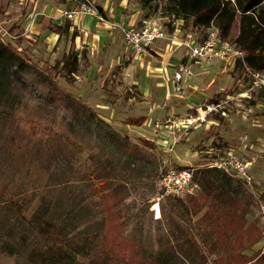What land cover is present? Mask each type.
I'll return each instance as SVG.
<instances>
[{"label": "trees", "instance_id": "trees-1", "mask_svg": "<svg viewBox=\"0 0 264 264\" xmlns=\"http://www.w3.org/2000/svg\"><path fill=\"white\" fill-rule=\"evenodd\" d=\"M140 4L144 17H151L157 4H162L164 16L181 20L183 27L204 32L215 28L220 40L242 52V61L236 62L239 70L244 72V64L264 71V0H140ZM61 57L53 67L73 76L78 70L77 54L70 51ZM10 62L13 68L15 62L23 61L0 40V173L11 172V181L0 182V251L27 264H79L83 259H88L86 264H264V246L247 253L264 238L259 222L248 220L252 193L238 177L214 167L193 172L199 190L188 196L184 206L192 216L202 212L198 221L205 226L206 253L191 238L178 242L166 237L154 253L145 256L135 249L136 242L118 238L115 230L121 215L116 208L124 188L118 165L92 158L96 163L93 179L77 174L69 140L33 144L13 127L19 98L7 71ZM10 116L11 132L7 133ZM93 180L100 182L97 190L92 188ZM104 190L97 211L100 218L92 225L90 202L97 191ZM173 198L182 203V198ZM97 239L104 244L99 255L93 253Z\"/></svg>", "mask_w": 264, "mask_h": 264}, {"label": "crops", "instance_id": "crops-1", "mask_svg": "<svg viewBox=\"0 0 264 264\" xmlns=\"http://www.w3.org/2000/svg\"><path fill=\"white\" fill-rule=\"evenodd\" d=\"M23 1L14 5L15 22L25 17L26 32L41 38L46 50L56 48L61 55L69 51L77 54L78 68L85 63L88 71L83 79L84 95L95 97L93 106L105 121L138 133L160 144L163 150L175 151V159L194 160L197 146L208 149L215 138H236L240 142L237 149L246 156L243 161L252 177V196L264 204V90L251 86L246 95L228 87L231 72L234 67L238 69L232 57L196 59L186 54L180 45L185 33L190 31L191 44H198L206 31L191 30L183 27L181 20L167 19L166 29L163 26L166 38L155 40L135 55L121 33V28L144 17L134 0H91L97 15L75 13L70 17L67 13L77 11L78 3ZM60 39L64 40L62 49ZM180 65L186 66L190 74L182 75L180 91L176 92L174 74ZM223 73L225 80L220 81ZM225 89L229 90V100L245 96L248 105L240 106L241 117L223 107L227 116L214 113L212 119L201 107L209 94L215 98L212 103L219 102ZM248 218L254 219L252 215ZM263 246L264 238L249 250Z\"/></svg>", "mask_w": 264, "mask_h": 264}, {"label": "rangeland", "instance_id": "rangeland-1", "mask_svg": "<svg viewBox=\"0 0 264 264\" xmlns=\"http://www.w3.org/2000/svg\"><path fill=\"white\" fill-rule=\"evenodd\" d=\"M134 1L144 15L140 0ZM17 2L24 1L0 0V40L8 43L23 61L20 65L15 62L13 68L10 62L7 70L14 83L13 93L19 98L12 117V126L18 127V131L25 134L33 144L58 139L69 140L74 148L77 174L83 172L91 179L96 166L92 158L100 163L115 162L118 165L119 180L124 187L118 195L122 201L118 203L116 209L120 212L121 218L115 234L130 244L134 245L136 242L135 249L138 252L145 256L154 253L159 245L163 244L164 239L169 237L173 241L177 239L178 242L191 238L206 253L207 244L203 242L205 226L198 221L202 212L192 216L184 210L188 196L183 197L182 203H179L173 196L164 194L156 182V173L158 168L163 170L169 165L186 166L193 172L201 168H217L213 165H219L220 168L217 169L230 173L232 177H238L226 162L233 158L237 162H244L246 156L237 149L240 142L236 138H215L208 149L203 146L196 147L198 156L194 160L184 157L175 159V151L163 150L160 144L147 140L138 133L108 123L93 106L95 97L84 95L83 79L88 75L85 63L80 65L73 76H64V70L55 69L53 66L62 55L57 53L56 48L46 50L41 38L36 39L35 35L26 32L25 17L15 22L14 5H17ZM163 8L162 4H157L152 16L166 26L168 18L164 16ZM169 22L171 24V21ZM201 35V32L197 34L199 38ZM60 41L62 49L64 40ZM231 73L228 87H235L237 93L248 95L251 83L246 73L235 67ZM223 80L225 73L222 74L220 81ZM228 93L229 90L225 89L223 95L219 97V102L229 108L232 115L241 117L240 106L248 105L246 97L238 96L229 100ZM214 101V96L209 94L201 109L204 110L205 105ZM237 109L238 113L235 112ZM214 113L217 112L208 113L209 117L213 119ZM247 115L245 113L244 116L248 118ZM6 124L5 132H11V116L7 118ZM113 138H116L118 143L114 142ZM227 149H230V153ZM206 151L211 154H206ZM199 163L205 164L198 166ZM8 176L11 178V172L1 171L0 182L11 181ZM99 185L100 182L97 180L92 181L93 189L97 190ZM106 191H97L92 197L90 202L93 211L92 225L100 218V214L97 213L100 209V196ZM253 200L255 201L251 205V214L259 222L258 203L255 198ZM94 245L93 253L101 254L104 250L102 240L97 239ZM253 252L254 249L247 251L248 254ZM87 260L83 259L79 264H86ZM0 264L27 262L21 257L10 256L0 251Z\"/></svg>", "mask_w": 264, "mask_h": 264}, {"label": "built area", "instance_id": "built-area-1", "mask_svg": "<svg viewBox=\"0 0 264 264\" xmlns=\"http://www.w3.org/2000/svg\"><path fill=\"white\" fill-rule=\"evenodd\" d=\"M78 3V10L67 13L70 17L75 13L97 15L96 9L91 0H66ZM101 20L102 18L98 16ZM122 38L127 47L132 49L135 55L143 53L148 45L158 39L166 38L165 29L162 23L155 17H143L138 23L121 28ZM192 33H185L180 45L185 48L186 54L191 58L206 57H232L236 61H242V52L234 44L218 38L217 30L213 27L206 30L205 37L198 44H191ZM244 73L248 76L251 86L264 90V71H257L246 67L243 64ZM183 74H190L189 69L180 65L174 74L175 91H180L178 83ZM220 102L205 105L207 113L217 112L221 116H227ZM230 165L243 186L252 193V177L247 172V165L244 162H237L234 158L226 162ZM220 168L219 165H213ZM157 184L164 194L183 198L194 195L199 190L198 183L194 180L193 170L189 167L169 165L160 171ZM259 207V218L264 237V204L256 200Z\"/></svg>", "mask_w": 264, "mask_h": 264}]
</instances>
